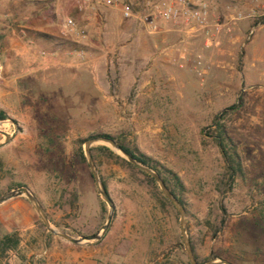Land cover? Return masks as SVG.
<instances>
[{
	"label": "rangeland",
	"instance_id": "obj_1",
	"mask_svg": "<svg viewBox=\"0 0 264 264\" xmlns=\"http://www.w3.org/2000/svg\"><path fill=\"white\" fill-rule=\"evenodd\" d=\"M36 1L0 0V48L3 29L26 22L32 16L27 8ZM190 1L207 6L205 28L192 32L165 22L176 31L170 45L149 56L139 46L122 55L109 52L105 85L85 66L19 76L0 58V110L8 116L0 128L13 136L0 149V195L27 184L59 230L96 234L109 207L79 153L90 136L108 133L180 177L188 234L201 261L264 264V0ZM224 110L221 125L238 152L233 159L242 165L232 179L228 164L236 162L218 147L221 132L214 125ZM98 146L105 145L93 147ZM102 153L94 151L96 165L116 212L100 241L75 245L53 234L45 240L48 232L25 197L5 204L26 199L34 211L32 234L19 232L28 261L33 256L40 264H190L179 213L163 205L142 175ZM221 217L225 225L214 236Z\"/></svg>",
	"mask_w": 264,
	"mask_h": 264
},
{
	"label": "crops",
	"instance_id": "obj_2",
	"mask_svg": "<svg viewBox=\"0 0 264 264\" xmlns=\"http://www.w3.org/2000/svg\"><path fill=\"white\" fill-rule=\"evenodd\" d=\"M45 1L37 0L28 6L27 10L32 9V16L26 22L22 20L3 29L6 36L0 48V58L5 69L12 70L16 75H28L58 66H85L95 73L97 83L105 85L109 83L106 72L109 52L122 55L139 46L140 52L149 56L159 46L170 45L169 40L176 36L175 29L165 22H159V31L151 33L137 19H125L121 6H107L97 0H89L90 4L82 9L77 5V2H81L79 0H65L57 4ZM126 1L138 13L145 0ZM20 10L23 7H19ZM67 19L75 20L85 31L86 37L79 38L73 34L63 36V23ZM80 53L86 55V62L77 57ZM159 56H156L158 60L161 59ZM5 204L0 207V218L6 223L8 231L16 229L18 233L32 234L36 226L35 214L28 201L18 199L10 205ZM10 208L18 209L12 211ZM16 261V254L11 252L10 264Z\"/></svg>",
	"mask_w": 264,
	"mask_h": 264
},
{
	"label": "water",
	"instance_id": "obj_3",
	"mask_svg": "<svg viewBox=\"0 0 264 264\" xmlns=\"http://www.w3.org/2000/svg\"><path fill=\"white\" fill-rule=\"evenodd\" d=\"M1 64H0V77H1ZM0 134L4 136V140L0 142V149L6 147L12 142L13 136L0 128ZM94 145H105L109 147L115 154L120 156L121 158L125 159L127 162L132 164L133 166L137 167L138 169L142 170L149 176H151L156 183L158 184L161 192L163 195L174 205L176 210L179 213L180 216V227H181V233H182V239L185 251L187 253V257L190 264H234L229 260H226L221 257H214L208 260L205 263H199L195 257L190 237L188 234V227L186 223V208L184 205L177 199V197L169 190V188L166 186L164 180L161 178L159 173L144 165L142 162H140L138 159L133 157L131 154L127 153L116 141L113 139L99 136L94 137L86 140L84 143V154L85 158L88 162V165L90 167L93 179L95 181L97 191L101 197V199L108 205L109 207V213H108V219L105 225L101 228L99 232H97L94 235L91 236H72L66 232H63L59 230L50 220L48 217L43 205L39 201L38 197L35 195V193L27 186L18 187L12 190H9L2 195H0V207L7 203L8 201L19 198V197H25L33 206L35 211L37 212L40 220L44 224L46 230L48 233L53 234L59 238L64 239L65 241L75 244V245H88L92 243H96L100 241L109 231L112 222L114 220L116 207L114 204V201L112 200L109 192L107 191L104 182L100 176L99 170L97 168V165L95 163V160L92 155V147Z\"/></svg>",
	"mask_w": 264,
	"mask_h": 264
},
{
	"label": "trees",
	"instance_id": "obj_4",
	"mask_svg": "<svg viewBox=\"0 0 264 264\" xmlns=\"http://www.w3.org/2000/svg\"><path fill=\"white\" fill-rule=\"evenodd\" d=\"M234 108H236V105L231 107V110ZM226 115H227V110H224L219 115H217L216 119L214 120V125L221 132V134H220L221 140L217 141V145L221 149L222 153H224L226 155V157L231 156L232 160L234 162L235 161V159H233L234 157L238 159V157L236 155V153H238V152L236 150V147H235L233 140L226 134V130H225L224 126L221 125L222 124L221 122H222V120H224ZM5 119H8L7 114L4 111L0 110V120H5ZM99 136H103V137L113 139L127 153L131 154L133 157L138 159L144 165L156 170L159 173V175L161 176V178L164 180V182H165L166 186L169 188V190L177 197V199L186 208V204L183 201V199L181 198V194L184 191V185H183L180 177L176 173H174L172 170H170L166 167H161V166L157 165L151 158L140 153L136 149H133V148L127 146L122 140H120V138H118L116 136H113V135L108 134V133H99V134H94V135L90 136V138L99 137ZM90 138H88V139H90ZM222 139H224V140H222ZM94 151L103 152L102 154L104 156L114 160L117 164H120L121 166L135 172L136 174L142 175L158 191V193L160 194V198L163 201L162 202L163 205L168 206L169 208H171L176 213V215H178V212H177L176 208L174 207V205L163 195L158 184L156 183V181L151 176H149L148 174H146L142 170L138 169L137 167L133 166L132 164H130L129 162H127L125 159L121 158L120 156L115 155L106 146H98V147L92 148V155H93V158L95 160V163H96V156L94 155ZM79 154H80L79 156H80L81 160L85 161V157H84V154L82 153V149L80 150ZM235 162H236L235 163L236 167H234L231 164H228V168L230 171L229 175H230L231 179L234 177L235 172H237V171L242 172L241 163L238 162L237 160ZM102 180H103V178H102ZM103 182H104V180H103ZM104 185L108 191V188H107V185L105 184V182H104ZM22 186H27V184L20 183L17 186H10L9 189L12 190V189L22 187ZM75 199H76V197H75ZM38 225L40 226V228L44 229V225L42 224L41 221H38ZM224 225H225V218L224 217L219 218L218 221L215 223V226H214V236H217V233L223 228ZM58 227H60V226H58ZM51 237H53V235L48 233L45 236V240L50 239ZM190 241H191V245H192V248H193V251H194V254H195L197 261L199 263H204L203 261H201L199 259L198 255L196 254L195 247L193 245L191 238H190ZM21 242H22V240L19 236L18 231L16 229H12L11 231H8V229L6 228V223L4 221L0 220V264H10V253L11 252L16 254L17 263H15V264H40L39 261H36V262L34 261L33 256L30 257V261H28L29 259H27L26 255H24L22 253V245H21L22 243ZM178 244H179L180 249L183 250L184 248H183V244L181 241V237H179Z\"/></svg>",
	"mask_w": 264,
	"mask_h": 264
},
{
	"label": "built area",
	"instance_id": "obj_5",
	"mask_svg": "<svg viewBox=\"0 0 264 264\" xmlns=\"http://www.w3.org/2000/svg\"><path fill=\"white\" fill-rule=\"evenodd\" d=\"M98 3L107 6H121L125 19H137L146 26L149 32L159 31V22L172 23L189 31L196 32L205 28L208 22V10L205 4H193L190 0H145L140 11L135 12L133 5L126 0H97ZM88 0H82L79 7L88 6ZM63 36L73 34L79 38H85L86 33L80 29L73 19H67L63 23ZM83 58L80 53L78 55Z\"/></svg>",
	"mask_w": 264,
	"mask_h": 264
}]
</instances>
